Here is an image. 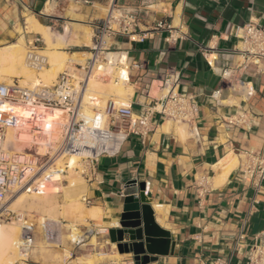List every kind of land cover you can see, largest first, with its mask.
Masks as SVG:
<instances>
[{"label": "crops", "instance_id": "obj_1", "mask_svg": "<svg viewBox=\"0 0 264 264\" xmlns=\"http://www.w3.org/2000/svg\"><path fill=\"white\" fill-rule=\"evenodd\" d=\"M113 2L138 16L145 36L112 39V49L138 66L128 68L130 89L107 97L140 114L166 91L158 83L169 74L177 78L175 90L194 96L197 115L181 123L154 116L146 135L131 133L117 155L100 157L93 177L84 179L89 207L100 209L89 223L119 228L125 194L142 183L144 202L173 242L171 252L149 254L144 264H264V179L251 181L242 165L247 150L260 152L264 165V62L239 68L231 82L221 78L224 68L242 63L237 50L244 24H264V0H0V48L37 35L45 48L47 33L58 49L88 54L86 29L92 32ZM30 16L46 32L29 30ZM158 21L170 29L155 28ZM241 114L243 122L228 123ZM201 176L207 178L203 192ZM33 211L50 214L46 205ZM94 235L116 264H135L131 252L117 251L108 232Z\"/></svg>", "mask_w": 264, "mask_h": 264}, {"label": "built area", "instance_id": "obj_2", "mask_svg": "<svg viewBox=\"0 0 264 264\" xmlns=\"http://www.w3.org/2000/svg\"><path fill=\"white\" fill-rule=\"evenodd\" d=\"M139 18L116 2L111 3L104 17L93 22L88 56L83 63L72 62L63 68L50 84L39 81L33 86L0 83V223L15 221L19 224V237L15 247L26 256L35 243L37 234L54 246L61 244L58 221L40 216L36 221L26 214L9 208L8 201L19 191L42 195L49 188L57 156H78L75 167L85 180H90L100 157L117 155L129 134L146 135L154 125V116L168 118L176 123L192 122L197 115V103L193 95L175 90L177 78L169 74L159 80V88H167L160 96L135 114L130 105L117 98H108L100 104L96 91L88 89L90 80L128 81L130 65L126 55L112 49L115 37L136 41L145 36L138 27ZM170 25L158 21L155 28ZM241 42L237 50L242 63L224 68L221 78L231 82L234 72L249 64L258 67L264 62V24L249 21L242 27ZM43 41L39 35L25 43V60L31 68L39 70L48 64L42 53ZM114 51V58L106 54ZM239 84L246 95L252 90L247 83ZM217 92L212 93L215 98ZM243 122V114L228 123ZM25 136L26 138H21ZM243 172L248 179L257 182L264 179V165L260 152H243ZM68 167V163H65ZM62 174L63 170H58ZM207 178L201 176L198 188L205 191ZM82 200L89 203L83 195ZM108 232L106 228L85 230L72 234L73 246L79 245L89 234Z\"/></svg>", "mask_w": 264, "mask_h": 264}, {"label": "rangeland", "instance_id": "obj_3", "mask_svg": "<svg viewBox=\"0 0 264 264\" xmlns=\"http://www.w3.org/2000/svg\"><path fill=\"white\" fill-rule=\"evenodd\" d=\"M86 30H87L86 34L88 35L87 43L90 44V36H91L92 32L90 29H86ZM53 31H55V30H53ZM17 43L22 46L23 58H24L23 60H25V44L23 41H20ZM56 47H59V43L56 45ZM42 53L45 54L44 51H42ZM45 56H46V54H45ZM87 56H88V54H86V53L68 54L65 52L64 59H63V62L61 63L60 68L55 70L53 72V74L51 75V77L48 78V80L42 78L38 74V72L40 70H36V69L31 68L30 66L27 65V67H29V69L32 70L37 81L30 83V84H25V85L20 84V82L18 81V80H20V78H22V76H18L14 73L16 71L15 66L12 65L11 62H9V61H3V62H0V74L2 77L0 80V83L3 82L6 84H13L14 83V84H19L21 86H23V85L24 86H33V84L37 83L38 81H41V83L50 84L54 81L58 72H60L63 68L70 66L72 64V62H79V63L82 62L83 63V61L85 60V58ZM10 82H12V83H10ZM96 82H98V81H96ZM92 86L94 87V89H95L94 91H96V94L98 93L97 95L99 97H101V95H99L100 92L97 90H100L101 92H103V90L101 88L95 86L94 83L92 84ZM105 92L108 93L107 95H109L110 93H114V94L120 96L119 94H117L114 91L106 90ZM57 158H59L60 160H59V162L56 161L57 162L56 164L59 166H62L64 169L62 174H60L61 179L58 181L60 185L69 184L71 181L74 182L75 180H80L83 184L85 183L84 179L80 175L79 171H77L75 169V167L78 166V162H76V164H74L72 171L70 173V171H67L68 167H65V163L67 160L66 156L55 157L53 159L52 167L56 166L55 159H57ZM79 176L81 177L80 179H79ZM75 182H77V181H75ZM63 190L64 189L61 188L62 192H63ZM79 193L80 194H78V198H79V201L81 202V204H79V205H82L84 207H89V203L82 200V196L84 195V191H81ZM45 200H47V199H45ZM60 201H61V195L59 196V202ZM65 204L66 203H61L59 205V207H57V206L54 207L53 204H48V203L36 205L35 210H37V208H41V206H45V205L48 206V208L50 209V214L40 213V212H36V211H29V210L26 211V210H22L19 208L13 209L12 206L9 207L10 209H12L14 211L23 212L24 214H26L28 216V218L30 220H34V221H36L37 218H39L40 216H46L52 220L58 221L60 223V226L63 229L61 230V236H60L61 244H60V246H54L52 244L47 243L45 240H43L41 234H37V236L35 238L34 246L32 247L30 253L26 256V258H25V256H22L20 254L18 255V251L15 247V253L8 252V254H6L5 260L6 259L7 260L12 259V262L10 264H22V263H24V264H74V263L77 264L78 259L79 260H85V261H92L94 264H116V262H114V260H113V256L105 254V250L102 249L103 244L98 241L99 238L94 234L93 235L89 234V236L86 237V240H84L79 245L73 246V244L70 241V237L66 236L65 234L69 230L70 231L75 230L77 232H81V231L85 230L88 226L91 225L89 223L90 218L85 216V212L83 214H81L82 211L80 208L76 209V207L78 206L77 204L67 203L69 206L67 204H66L67 206H65ZM73 207H75V208H73ZM94 219H95L94 220L95 222H97L98 224L100 223V220L98 217L94 218ZM99 228H102V226L100 225ZM0 264H6V263H4V261H2Z\"/></svg>", "mask_w": 264, "mask_h": 264}, {"label": "bare ground", "instance_id": "obj_4", "mask_svg": "<svg viewBox=\"0 0 264 264\" xmlns=\"http://www.w3.org/2000/svg\"><path fill=\"white\" fill-rule=\"evenodd\" d=\"M27 27H29V30L35 29L37 31H42V32H46V30H47V27L41 26L37 22L36 18H34L33 16H30L28 18V26ZM57 37H59V36H57ZM44 38L46 41V46L42 50L46 54V57H47L46 59H47L48 64L46 66L40 68L39 69L40 71L38 72V74L42 78L48 80V78L51 77L53 72L55 70H57L58 68H60L61 63L63 62V59H64L65 51L58 49V47H56V45L58 43L52 42L49 39L47 33H44ZM59 40H60V38H59ZM115 55H116V53L114 51H109L106 54L107 58L111 59V60L114 58ZM23 59L24 58H23L22 46L20 44H18L17 42L10 43L5 47L0 48V62L9 61V62H11L12 65L15 66L16 71L14 73L18 76H22V78H20V80H18L20 82V84L25 85V84H30V83L36 82L37 79L35 78L32 70L29 69V67H27L28 64H27L26 60H23ZM1 78L2 77L0 74V80H1ZM96 81H98V82H96ZM10 83H12V82H10ZM93 83L95 86H97L103 90V92H101L100 90H97L100 92L99 95H101V98H102L100 100V104H103L105 101V98L107 97L106 95L108 93L105 92L106 90L114 91L117 94H119L120 96H122V95H124L127 88H128V90L130 89L129 86L126 87V85H125L126 81H114L112 79L106 80V81L90 80L88 83V89L91 91L95 90L94 87L92 86ZM35 84H33V85H35ZM156 87H157V83H156ZM114 96H115V94H114ZM21 138H26V137L22 136ZM59 160H60L59 158L55 159V164L57 163L56 161L59 162ZM77 161H78V156L76 154H71V155L67 156V160H66V162L68 163L67 171H70V173H71L72 168H73L74 164H76ZM54 170H57V171L53 172L52 181L49 183V188L45 194L36 195V194H28V193L19 191L8 201V203L10 205L9 207L12 206L13 209L19 208V209L26 210V211L27 210L33 211V209L36 208V205H39V204H45V203L47 204L48 203V204H53L54 207H56V206L59 207V204L62 202L66 203V204L67 203H69V204L75 203L78 205L76 207V209L77 208L81 209V211H82L81 214H83L85 212V216L96 217L97 214L100 212V209L98 207H94V206L93 207H84L82 205H79V204H81V202L79 201L78 194H80L79 192L84 191L85 185L80 180H75L77 182L71 181L69 184L60 185L58 181L61 179V177H60V173L58 170H63V167L56 164ZM80 178L81 177L79 176V179ZM61 188L64 189L63 192L61 191ZM60 195H61V201L59 202V196ZM45 199H47V200H45ZM62 200H64V201H62ZM66 204H65V206L68 205V204L67 205ZM73 208H75V207H73ZM19 229H20L19 224L15 221L0 223V263L2 261H4V263L10 264L12 262V259H9V260L6 259L5 260V258H6V254H8V252L15 253V242L19 237ZM18 255H19V252H18ZM22 264H24V263H22ZM77 264H94V263L92 261H85V260H79L78 259Z\"/></svg>", "mask_w": 264, "mask_h": 264}, {"label": "water", "instance_id": "obj_5", "mask_svg": "<svg viewBox=\"0 0 264 264\" xmlns=\"http://www.w3.org/2000/svg\"><path fill=\"white\" fill-rule=\"evenodd\" d=\"M143 189L141 183L139 191H127L119 218L120 227L108 229L110 242L115 243L119 253L131 252L135 264L146 263L149 254H167L173 246L169 232L154 221L150 205L144 202Z\"/></svg>", "mask_w": 264, "mask_h": 264}]
</instances>
